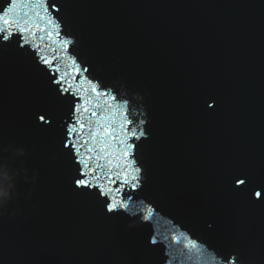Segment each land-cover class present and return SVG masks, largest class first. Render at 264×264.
<instances>
[{"label": "water", "instance_id": "water-1", "mask_svg": "<svg viewBox=\"0 0 264 264\" xmlns=\"http://www.w3.org/2000/svg\"><path fill=\"white\" fill-rule=\"evenodd\" d=\"M4 8L0 264H264V0Z\"/></svg>", "mask_w": 264, "mask_h": 264}, {"label": "snow or ice", "instance_id": "snow-or-ice-1", "mask_svg": "<svg viewBox=\"0 0 264 264\" xmlns=\"http://www.w3.org/2000/svg\"><path fill=\"white\" fill-rule=\"evenodd\" d=\"M17 2V0H9L10 5H14ZM37 3L40 4H44L45 6H47V0H37ZM53 8H55V5H52ZM0 12L3 13V16H0V20L3 21V24L0 25V39H4L7 40L9 39V37L11 35L14 34H22L23 32L27 31V28L21 27L20 24H17L16 27L18 29V33H8V35H3L5 32H7V25H9V21L7 19H5L4 17L7 16V8L4 9H0ZM25 16L27 15L26 13L24 14ZM24 23H26V21H24ZM85 111H87V109H85ZM41 119H43V117H41ZM81 127H83V125L81 124ZM71 131V129L69 130ZM137 178L133 177V181H135ZM246 179L245 178H236L235 183L238 185H242L245 184ZM78 185L82 186V187H87L89 186L88 184L85 183L84 180H78L77 181ZM125 185L128 184V181H124ZM133 187H135V184L132 185ZM257 196H259V193H256ZM107 205H108V210L111 212H115L117 211V207L112 205L110 202L106 201ZM152 215V209H148V215L143 216V220L144 221H148L150 220ZM151 243L156 244L157 241L155 240V238H151ZM188 246L191 249H196L197 248V243L196 241L193 240H189L188 241ZM212 264H237L236 259H234L233 255L229 254L227 256H217L213 261Z\"/></svg>", "mask_w": 264, "mask_h": 264}]
</instances>
